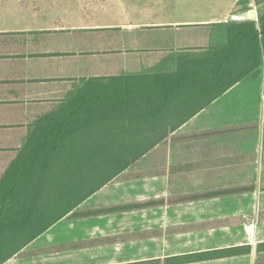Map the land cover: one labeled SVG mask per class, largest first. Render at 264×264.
I'll list each match as a JSON object with an SVG mask.
<instances>
[{
  "label": "crops",
  "instance_id": "obj_1",
  "mask_svg": "<svg viewBox=\"0 0 264 264\" xmlns=\"http://www.w3.org/2000/svg\"><path fill=\"white\" fill-rule=\"evenodd\" d=\"M252 12L264 0H0V180L81 89L174 71ZM179 113L0 264H264V61ZM70 175L80 189L84 172Z\"/></svg>",
  "mask_w": 264,
  "mask_h": 264
},
{
  "label": "trees",
  "instance_id": "obj_2",
  "mask_svg": "<svg viewBox=\"0 0 264 264\" xmlns=\"http://www.w3.org/2000/svg\"><path fill=\"white\" fill-rule=\"evenodd\" d=\"M226 27V45L183 55L174 71L116 76L104 85H87L67 104L39 118L0 180V262L88 197L106 179L96 181L99 170L116 166L114 157L127 155L99 160L103 150L98 143L78 140L84 133L112 118L126 134L139 126L132 140H158L169 131L162 122L175 120L181 108L205 106L263 63L264 13ZM82 145L85 156L75 152ZM127 163L124 159L114 169ZM77 170L84 172L80 189L68 176Z\"/></svg>",
  "mask_w": 264,
  "mask_h": 264
},
{
  "label": "rangeland",
  "instance_id": "obj_3",
  "mask_svg": "<svg viewBox=\"0 0 264 264\" xmlns=\"http://www.w3.org/2000/svg\"><path fill=\"white\" fill-rule=\"evenodd\" d=\"M122 124V123H121ZM123 125V124H122ZM103 126V127H102ZM98 128L93 129L92 132H87L84 133L80 139L78 140H93V142L98 143V150L100 151L101 149L103 150L102 152H99V160H104L106 158H108L109 156L107 155H111V154H117V156L120 157L121 154H135L138 151H140L141 149H143L144 147H146L148 145V143H151L153 140H142V141H136V140H132L134 135L133 133L136 134V131L140 130L139 126H135L133 128H131V130H129L128 134H126V130H121V129H117L118 124L111 119H108L104 122H102V124L99 126H97ZM97 129H99L97 131ZM127 135L130 137V140H126ZM74 147V146H73ZM90 147V146H89ZM75 148V152L76 154H81L82 156H85V146L82 145L79 148ZM101 148V149H100ZM111 149V151L109 150ZM73 149L70 148L69 152L72 154H75L74 151H72ZM118 157H114L115 162L114 164H117L121 161L123 158L126 157H121V159H117ZM119 160V161H118ZM116 166H108V168L110 169H114L116 168ZM104 169H106L104 167ZM103 169V170H104ZM102 169L99 170V173L97 174V180L102 179L104 177V174H107V171H103ZM109 170V169H108Z\"/></svg>",
  "mask_w": 264,
  "mask_h": 264
},
{
  "label": "water",
  "instance_id": "obj_4",
  "mask_svg": "<svg viewBox=\"0 0 264 264\" xmlns=\"http://www.w3.org/2000/svg\"><path fill=\"white\" fill-rule=\"evenodd\" d=\"M253 17H254V14H253V12H252V13L249 14V18H250V19H253ZM240 19L242 20V19H244V18H240Z\"/></svg>",
  "mask_w": 264,
  "mask_h": 264
}]
</instances>
